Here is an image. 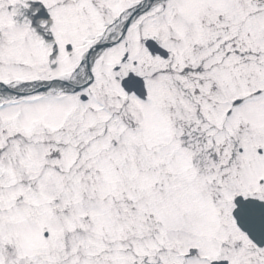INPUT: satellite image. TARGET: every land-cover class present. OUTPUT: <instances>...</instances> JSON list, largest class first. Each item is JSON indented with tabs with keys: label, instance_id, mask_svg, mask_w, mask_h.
<instances>
[{
	"label": "snow or ice",
	"instance_id": "6c2138e0",
	"mask_svg": "<svg viewBox=\"0 0 264 264\" xmlns=\"http://www.w3.org/2000/svg\"><path fill=\"white\" fill-rule=\"evenodd\" d=\"M0 264H264V0H0Z\"/></svg>",
	"mask_w": 264,
	"mask_h": 264
}]
</instances>
